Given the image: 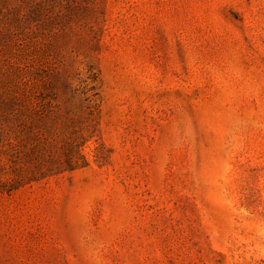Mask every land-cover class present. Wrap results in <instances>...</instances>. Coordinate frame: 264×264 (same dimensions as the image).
<instances>
[{
    "label": "rangeland",
    "instance_id": "rangeland-1",
    "mask_svg": "<svg viewBox=\"0 0 264 264\" xmlns=\"http://www.w3.org/2000/svg\"><path fill=\"white\" fill-rule=\"evenodd\" d=\"M0 264H264V0H0Z\"/></svg>",
    "mask_w": 264,
    "mask_h": 264
}]
</instances>
